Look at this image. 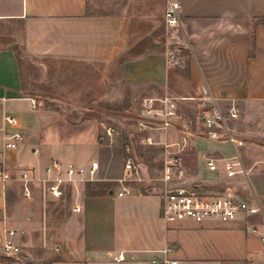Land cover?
I'll return each instance as SVG.
<instances>
[{
  "label": "crops",
  "instance_id": "obj_1",
  "mask_svg": "<svg viewBox=\"0 0 264 264\" xmlns=\"http://www.w3.org/2000/svg\"><path fill=\"white\" fill-rule=\"evenodd\" d=\"M177 1L181 30L165 26L166 0H0V169L11 177L0 180V264H154L164 259L178 264H264L263 217L240 215L234 220L249 223L251 234V227L257 228L259 234L253 240L239 228H219L216 220L165 222L159 215L160 197L147 192L151 184L138 181L123 168L130 155L128 147L122 165L108 159L105 180L116 183H109L106 192L100 183L99 189L93 183L85 192L82 185L77 199L72 195V205L76 200L81 212H73L71 205L60 225L43 226L42 216L49 212L46 205L50 203L44 204L39 183L29 184L30 199L22 195L20 172L41 170L51 158L40 153L45 114L30 104L35 96L24 86L16 49L19 40L1 33L12 23L23 28L27 57L98 64L94 74L100 80L107 73L137 91L141 98L136 122L142 117V98L186 97L176 102V115L168 119L166 130L141 132L155 141L151 146H159L161 173L160 143L182 135H187V146L195 140L198 155H231L228 144L213 142L218 139L201 135L193 125L196 113L202 115L211 107L209 101L201 106L198 100L206 92L219 108L227 104L244 123L257 113L264 115V0ZM168 49L175 51L179 65L166 63ZM114 80L112 86L117 83ZM186 105L192 107L190 112L182 108ZM5 116L15 117L17 126L9 125ZM185 124L189 131L183 128ZM13 132H19L22 139L15 149H6L5 137ZM240 133H247L244 125ZM242 148L243 164L252 171L257 162L248 164ZM100 170L99 164L97 176L103 180ZM118 179L125 182L119 184ZM123 187L127 193L118 196ZM240 197L253 203L252 198ZM6 228L15 231L17 255L3 253ZM23 235L25 242H21ZM120 254L123 259H116Z\"/></svg>",
  "mask_w": 264,
  "mask_h": 264
},
{
  "label": "rangeland",
  "instance_id": "obj_2",
  "mask_svg": "<svg viewBox=\"0 0 264 264\" xmlns=\"http://www.w3.org/2000/svg\"><path fill=\"white\" fill-rule=\"evenodd\" d=\"M22 32L23 28L19 23L9 24L1 30L2 34L11 33L19 40L16 49L23 72L24 86L26 90L34 94L35 108L45 114L44 128L40 132V153L44 151L49 158L72 163L85 164L90 160L98 161L101 169L100 176L103 180L88 182L83 186V190L85 192L93 187V183H96L95 185L100 183L99 187L103 186V192H106L109 183H116L105 180V174L110 167L107 164L108 159L118 160V165H122V160L126 157V147H128L129 156L136 163L144 166V175L140 176L143 180L138 181L155 186L154 183H157L161 174L162 158L158 150L159 146L141 143V132L138 131L136 122L139 109L137 105L141 96L137 91L107 73L100 80V76L94 74V71L99 68L98 64L84 66L76 61L48 60L42 56L27 57ZM112 80L117 82L114 86L110 84ZM95 84L98 86L94 87ZM176 98L177 101L185 100V97ZM217 107L219 108L218 105ZM182 108L188 112L192 109L190 105ZM220 108L230 132L244 140H242L244 144L242 155L248 160L247 163L257 162L254 163L252 171L249 166V168L245 166L249 169L248 181L251 188L249 189L247 181L243 178L235 177L222 181L220 180L222 178H218L216 174L205 173L202 168V158L206 153L198 155L195 140L187 146L184 155H181L183 176L187 181H202L205 191L219 193L229 186L246 198H253L254 195L264 213V115L257 113L253 119L244 123L238 114L233 115V109L227 104H223L222 110ZM211 110L212 105L205 112L208 113ZM196 114L197 118L193 125L199 127L201 135H207L201 124L202 115L200 112ZM243 125L247 133H240ZM107 127L115 130L111 137L106 135ZM213 142L228 144L224 137L218 139V142ZM206 145L207 143L204 148H207ZM253 174L257 175L256 182L253 180ZM95 189H99L98 185ZM49 200L43 197L44 204L50 203V206L46 205L49 212H44L42 216L44 227L48 223L50 226L60 225L70 214L72 205L71 195H67L63 202H49ZM215 223L219 224V228H239L244 236L252 240L259 234V232L251 234L247 231L249 228L247 229L246 226L249 223L244 225L236 221ZM30 238L38 239V236L31 235ZM25 241L26 236L23 235L21 242Z\"/></svg>",
  "mask_w": 264,
  "mask_h": 264
},
{
  "label": "built area",
  "instance_id": "obj_3",
  "mask_svg": "<svg viewBox=\"0 0 264 264\" xmlns=\"http://www.w3.org/2000/svg\"><path fill=\"white\" fill-rule=\"evenodd\" d=\"M164 23L167 28L182 29L177 0H166ZM166 62L172 66L180 64V59L173 49L166 51ZM198 100L202 106L206 101H209L212 105L211 112L204 111L201 116V124L207 136L212 139L226 138L232 152L230 156L220 158L204 155L202 162L206 172L226 179L243 178L247 181L250 189L249 169L245 167L239 154V148L243 146V141L230 132L213 96L206 92ZM176 102L177 98L169 95L142 98L140 101L142 117L137 120L138 131L166 130L168 119L176 115ZM30 104L32 108H35V99H31ZM5 121L11 126H17L18 124V120L12 116H5ZM183 128L185 131L190 130L188 124H185ZM105 132L107 136L111 137L115 130L112 127H107ZM211 134L213 137L210 136ZM21 139L22 135L19 132L7 135L5 137V148L15 149L17 142ZM140 140L145 145L155 143L150 136H141ZM187 142V135H182L178 140H164L160 143L163 150V166L161 176L157 179L159 185L150 186L148 189L154 188L155 192L153 193L158 194L160 197L159 214L165 222L201 223L206 220L225 222L234 221L240 215H260L264 218L263 209L254 195L252 198L253 203H249L230 187H225L219 193H213L205 191L201 183L185 180L181 155L186 149ZM138 165L130 156H127L123 168L125 171H130L137 180H143V178H140L142 174ZM98 170L99 163L96 160H91L86 164H77L51 158L49 163L41 170L28 168L21 171L18 180L22 183V195L26 200L32 196L29 186L31 182L40 184V190L44 198L56 200L67 195H73L77 199L78 190L82 185L99 180ZM10 178L7 171L0 169V180L2 182ZM117 182L123 184L125 179H118ZM125 193H127V189L123 187L118 196ZM72 211L75 213L81 212V205L76 200L73 202ZM251 232H258L257 228L251 227ZM14 235V230L5 229L2 245L5 255L13 256L20 252V248L13 240ZM260 240L264 242V234L260 235ZM262 258L264 259V254ZM116 259H123V256L120 254ZM153 263L178 264V261L164 259L154 260Z\"/></svg>",
  "mask_w": 264,
  "mask_h": 264
},
{
  "label": "water",
  "instance_id": "obj_4",
  "mask_svg": "<svg viewBox=\"0 0 264 264\" xmlns=\"http://www.w3.org/2000/svg\"><path fill=\"white\" fill-rule=\"evenodd\" d=\"M210 136L213 137L212 134ZM138 167L140 168L141 174L143 176L144 175V166L142 164H139ZM147 192L153 193V192H155V190H154V188H150V189H148Z\"/></svg>",
  "mask_w": 264,
  "mask_h": 264
}]
</instances>
